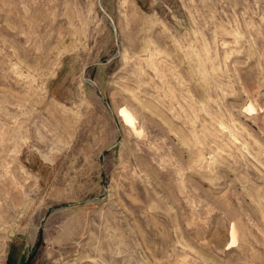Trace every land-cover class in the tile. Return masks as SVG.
<instances>
[{"label":"rangeland","instance_id":"1","mask_svg":"<svg viewBox=\"0 0 264 264\" xmlns=\"http://www.w3.org/2000/svg\"><path fill=\"white\" fill-rule=\"evenodd\" d=\"M31 254L264 264V0H0V264Z\"/></svg>","mask_w":264,"mask_h":264},{"label":"bare ground","instance_id":"2","mask_svg":"<svg viewBox=\"0 0 264 264\" xmlns=\"http://www.w3.org/2000/svg\"><path fill=\"white\" fill-rule=\"evenodd\" d=\"M250 110H255V107L253 105H249ZM120 116L122 117L123 121L125 122L126 125L132 127V129L136 132H140L141 130L138 127V123L136 122V116L135 114L127 107H122L120 110ZM231 237H232V242L234 243L237 241V229L235 226L232 227L231 230Z\"/></svg>","mask_w":264,"mask_h":264},{"label":"trees","instance_id":"3","mask_svg":"<svg viewBox=\"0 0 264 264\" xmlns=\"http://www.w3.org/2000/svg\"><path fill=\"white\" fill-rule=\"evenodd\" d=\"M32 258L33 254H31L30 257L23 264H32ZM7 264H10V261Z\"/></svg>","mask_w":264,"mask_h":264}]
</instances>
